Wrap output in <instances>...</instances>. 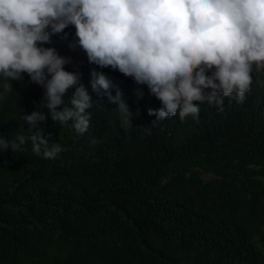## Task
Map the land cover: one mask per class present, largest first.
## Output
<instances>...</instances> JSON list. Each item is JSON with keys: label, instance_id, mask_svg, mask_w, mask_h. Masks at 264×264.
<instances>
[{"label": "trees", "instance_id": "trees-1", "mask_svg": "<svg viewBox=\"0 0 264 264\" xmlns=\"http://www.w3.org/2000/svg\"><path fill=\"white\" fill-rule=\"evenodd\" d=\"M75 39L69 26L43 46L91 96L85 134L51 119L27 74L0 98L5 140L27 137L23 115L44 111L45 136L64 149L45 159L26 140L0 151V264H264V72L253 70L243 103L204 102L198 120L177 113L152 124L148 109L161 105L147 86L90 64ZM93 71L107 92L92 89ZM117 91L131 126L109 100Z\"/></svg>", "mask_w": 264, "mask_h": 264}, {"label": "clouds", "instance_id": "clouds-1", "mask_svg": "<svg viewBox=\"0 0 264 264\" xmlns=\"http://www.w3.org/2000/svg\"><path fill=\"white\" fill-rule=\"evenodd\" d=\"M69 26L76 37L69 46L83 50L90 64L118 70L160 101L158 109H148L156 117L152 124L177 113L181 121L198 120L204 102L219 111L226 97L243 103L253 70L264 72V0H0V98L13 91L10 81L27 74L44 89L51 119L71 121L80 135L90 128L91 96L80 75L65 70L66 58L43 46ZM91 76L92 89L107 92L106 76ZM109 100L117 104L122 126H131L133 113L122 93H109ZM22 118L29 135L11 141L0 136V151H21L27 140L37 156L56 159L64 149L45 136L44 111Z\"/></svg>", "mask_w": 264, "mask_h": 264}, {"label": "rangeland", "instance_id": "rangeland-1", "mask_svg": "<svg viewBox=\"0 0 264 264\" xmlns=\"http://www.w3.org/2000/svg\"><path fill=\"white\" fill-rule=\"evenodd\" d=\"M212 175L211 174H204L205 178H210Z\"/></svg>", "mask_w": 264, "mask_h": 264}]
</instances>
